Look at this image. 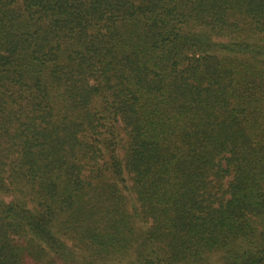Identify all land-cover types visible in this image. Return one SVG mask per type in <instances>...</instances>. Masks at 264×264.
I'll return each instance as SVG.
<instances>
[{
	"label": "trees",
	"instance_id": "trees-1",
	"mask_svg": "<svg viewBox=\"0 0 264 264\" xmlns=\"http://www.w3.org/2000/svg\"><path fill=\"white\" fill-rule=\"evenodd\" d=\"M0 264H264V0H0Z\"/></svg>",
	"mask_w": 264,
	"mask_h": 264
}]
</instances>
